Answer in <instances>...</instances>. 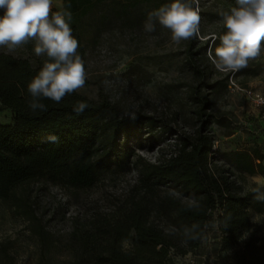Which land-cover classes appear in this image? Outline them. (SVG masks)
I'll list each match as a JSON object with an SVG mask.
<instances>
[{
    "label": "rangeland",
    "instance_id": "374dc122",
    "mask_svg": "<svg viewBox=\"0 0 264 264\" xmlns=\"http://www.w3.org/2000/svg\"><path fill=\"white\" fill-rule=\"evenodd\" d=\"M167 2L52 0L53 12L72 14L85 61V86L72 96L93 112L97 138L120 129L118 143L97 139L98 166L86 175L89 151L68 143L62 154L33 150L46 159L41 174L0 177V264H264V109L248 93L264 96V42L247 68L220 73L208 52L235 0H200L203 38L179 46L158 24L143 30ZM33 48L0 54L43 65ZM20 119L0 98V134L20 142ZM231 205L248 221L234 238L224 233Z\"/></svg>",
    "mask_w": 264,
    "mask_h": 264
},
{
    "label": "clouds",
    "instance_id": "9594fccd",
    "mask_svg": "<svg viewBox=\"0 0 264 264\" xmlns=\"http://www.w3.org/2000/svg\"><path fill=\"white\" fill-rule=\"evenodd\" d=\"M200 10V0H170L147 14L143 30L154 33L158 24L170 31L171 43L177 46L203 38ZM0 11V48L13 52L34 42V54L46 57L27 85L32 111H46L42 100L60 103L85 86V61L78 53L79 42L70 26V12H53L52 0H0ZM220 17L224 31L219 36L213 34L219 45L209 50L208 56L218 72L234 75L261 55L264 0H235V6L222 11ZM87 107L80 102L74 110L80 114ZM48 139L55 142L57 137Z\"/></svg>",
    "mask_w": 264,
    "mask_h": 264
},
{
    "label": "trees",
    "instance_id": "16d2710c",
    "mask_svg": "<svg viewBox=\"0 0 264 264\" xmlns=\"http://www.w3.org/2000/svg\"><path fill=\"white\" fill-rule=\"evenodd\" d=\"M0 14H2V11H0ZM42 66H32L26 59L0 54V98L10 104L18 114H21V119L18 122L20 142L17 143L10 133L4 132L0 134L2 146L0 149V177H3L4 174H10V169L13 168L14 172H12V175H14V180L41 174L43 170H39L41 169L39 165H41L40 163H44L46 159L35 156L33 150L36 148L43 147L47 150L51 148L56 154H62L64 153L66 144L73 145L75 143V148L78 150L82 148L83 150H88L90 153V150L95 147L94 142L97 139L98 142L107 139L111 145V150L118 143L115 136L120 129L118 131L115 129L110 130L97 138L98 135L96 133L99 123L94 122L93 112L86 108L82 113L77 114L74 109L82 101L72 96V94L65 96L60 103L43 100L44 104L46 103V111H32L28 106L29 103L24 104L25 102H29L26 100L30 97L27 85ZM100 127L105 128V126ZM148 127L147 124L142 123L137 127L135 126L139 130H148L150 129ZM156 132L159 134L162 133V130L159 128ZM67 135H70V142L66 141ZM50 136L57 137L56 141L51 142L48 139ZM5 150H9L15 156L25 154L24 158L26 159L22 160V162H15V157L10 158ZM133 155V159L131 160L133 163H137L138 159L142 158L139 154L133 153ZM84 156L86 157V155ZM123 158L126 159L128 156L124 155ZM96 162L98 163L99 159L91 157L90 153L89 157L79 162V165L83 168L86 175L90 171H95L98 166ZM11 163H13V167L10 168L9 164ZM6 166L9 167L8 170H6ZM185 171L187 172V168L184 165L180 166L177 170L180 174L185 173ZM198 171H200L199 168ZM193 179L195 180L194 177ZM191 184L195 185L194 182ZM176 189L179 190L178 187ZM228 200L235 202V199ZM226 210L224 233L230 238H234L248 227V221L244 217V213L239 208L234 207V205H231ZM131 212L140 213L135 210ZM236 264L244 263L238 261Z\"/></svg>",
    "mask_w": 264,
    "mask_h": 264
},
{
    "label": "built area",
    "instance_id": "2783aa9c",
    "mask_svg": "<svg viewBox=\"0 0 264 264\" xmlns=\"http://www.w3.org/2000/svg\"><path fill=\"white\" fill-rule=\"evenodd\" d=\"M249 94H251V97L253 99V102L258 106L264 109V96L259 93H252L251 91H248Z\"/></svg>",
    "mask_w": 264,
    "mask_h": 264
}]
</instances>
